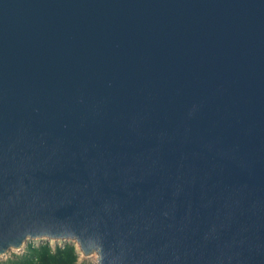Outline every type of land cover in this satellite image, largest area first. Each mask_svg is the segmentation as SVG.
<instances>
[{
  "label": "water",
  "instance_id": "water-1",
  "mask_svg": "<svg viewBox=\"0 0 264 264\" xmlns=\"http://www.w3.org/2000/svg\"><path fill=\"white\" fill-rule=\"evenodd\" d=\"M264 264V0H0V257Z\"/></svg>",
  "mask_w": 264,
  "mask_h": 264
},
{
  "label": "trees",
  "instance_id": "trees-1",
  "mask_svg": "<svg viewBox=\"0 0 264 264\" xmlns=\"http://www.w3.org/2000/svg\"><path fill=\"white\" fill-rule=\"evenodd\" d=\"M0 264H80L79 252L72 243L52 246L49 241L29 242L22 252H11Z\"/></svg>",
  "mask_w": 264,
  "mask_h": 264
},
{
  "label": "rangeland",
  "instance_id": "rangeland-1",
  "mask_svg": "<svg viewBox=\"0 0 264 264\" xmlns=\"http://www.w3.org/2000/svg\"><path fill=\"white\" fill-rule=\"evenodd\" d=\"M31 241L35 242L37 244H40V243H42L44 241H49L52 246H55L56 244L63 246L65 243L69 242V243L74 244V246L76 247L78 252L82 251L81 248H80L79 243L76 240H74V239L28 238L23 243L21 249L9 250L8 253L5 256L0 257V259L1 258H6L11 252H22L25 249V247L27 246V244L29 242H31ZM97 259H98V254L96 252H93V253H91L88 256L87 255L83 256V255L80 254V257H79V261L82 264H97Z\"/></svg>",
  "mask_w": 264,
  "mask_h": 264
},
{
  "label": "built area",
  "instance_id": "built-area-1",
  "mask_svg": "<svg viewBox=\"0 0 264 264\" xmlns=\"http://www.w3.org/2000/svg\"><path fill=\"white\" fill-rule=\"evenodd\" d=\"M80 254H81V255H83V256H86V255H84V254H83V252H82V251H81V252H79V257H80ZM87 256H88V255H87ZM80 264H82V263L80 262Z\"/></svg>",
  "mask_w": 264,
  "mask_h": 264
}]
</instances>
